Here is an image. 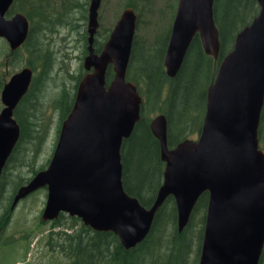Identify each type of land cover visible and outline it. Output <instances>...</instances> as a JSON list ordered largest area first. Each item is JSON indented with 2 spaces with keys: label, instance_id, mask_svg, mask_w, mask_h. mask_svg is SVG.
I'll list each match as a JSON object with an SVG mask.
<instances>
[{
  "label": "water",
  "instance_id": "1",
  "mask_svg": "<svg viewBox=\"0 0 264 264\" xmlns=\"http://www.w3.org/2000/svg\"><path fill=\"white\" fill-rule=\"evenodd\" d=\"M215 0H179L164 67L174 79L189 48L200 37L205 53L220 55ZM259 15L236 36L208 88L203 130L198 140L169 147L167 116L157 115L150 129L160 141L166 165L154 205L144 207L124 189L122 147L141 121L143 97L127 81L138 15L126 7L101 53L94 46L102 0H91L88 55L73 109L62 123L52 160L15 195L12 208L47 189L43 222L61 213L77 217L95 231L113 232L126 249L145 241L156 214L169 197L176 202L179 231L187 227L199 198L209 194L199 264H260L264 252V150L259 129L264 108V0ZM14 0H0V39L12 52L25 45L30 31L22 13L7 19ZM114 77L107 82L108 69ZM34 77L17 72L1 93L0 176L20 140L16 108Z\"/></svg>",
  "mask_w": 264,
  "mask_h": 264
},
{
  "label": "trees",
  "instance_id": "2",
  "mask_svg": "<svg viewBox=\"0 0 264 264\" xmlns=\"http://www.w3.org/2000/svg\"><path fill=\"white\" fill-rule=\"evenodd\" d=\"M25 1H29L26 3L29 7L27 11L23 4H17V8L18 0H15L10 15L20 12L28 16L31 24L29 37L25 45L16 52H12L7 47V62L10 67H14L23 59L24 67H31L35 76L30 91L16 109L15 118L20 124L21 136L0 176V208L6 210L0 222V247L3 244L1 232L9 223L8 218L11 213V209L7 208V203L11 201L8 197L14 198L16 192L34 175L45 170L51 160L39 169L31 166L44 144L49 126L44 117L40 118L36 112L37 104L42 101L39 95L43 92V83L49 78L53 63V53L45 41L43 43L41 40V33L44 35L47 30L54 29L63 18L61 15L55 17L54 11L49 10L50 0ZM134 1L129 0L126 6L138 12L139 25H141L143 22L141 13ZM214 4V16L221 40L218 59L205 53L200 37L196 36L182 69L176 78L171 79L164 67V60L172 24L167 28L159 25L158 28L155 27L154 31L157 32L150 40L143 38L137 30L138 33L133 41L127 81L137 85L144 101L141 121L134 128L130 139L123 142L122 179L125 191L130 196L136 197L144 207L150 208L154 205L159 188L164 182L166 168L161 158L160 141L150 129L153 119L151 115L157 113L167 116L170 148H175L183 141L198 138L203 130L208 88L213 85L221 62L234 48L238 33L252 23L260 12L257 0H215ZM65 12L66 10L63 11ZM174 13L176 14V11ZM86 35L88 36L87 33ZM109 37L107 36L105 40ZM104 44L105 41L100 42L96 38L94 46L97 53L102 51ZM21 53L24 55L22 58ZM83 53L87 55V48ZM1 67L3 66L0 65ZM2 75L3 72L0 73V89H3L5 83ZM81 76L75 79L76 82ZM113 77L114 72L110 67L107 82L110 83ZM76 89L77 86L72 93L62 90L55 100L54 108L61 111L58 136L63 120L73 109ZM262 112L259 137L261 148H264V108ZM25 167H31L33 176L28 179L20 177L13 182V174L18 175V172ZM5 196H8L7 201ZM165 202L156 214L147 238L134 249H126L113 232L95 231L84 225L81 219L71 218L64 213L52 223L47 244L52 252L62 254L70 264H199L209 204L208 192L199 198L183 232L179 231L174 198L169 197ZM261 259L260 264H264V253Z\"/></svg>",
  "mask_w": 264,
  "mask_h": 264
},
{
  "label": "rangeland",
  "instance_id": "3",
  "mask_svg": "<svg viewBox=\"0 0 264 264\" xmlns=\"http://www.w3.org/2000/svg\"><path fill=\"white\" fill-rule=\"evenodd\" d=\"M28 2L18 0L16 6L17 4H23L27 11L29 7L26 3ZM128 2L129 0H102L99 11L98 41L107 42L106 37L111 35ZM177 2L178 0H135L134 3L139 8L143 20L141 25H139L138 20L139 27H137V30L139 34L150 40V38H153V34L157 32L154 31V28H158V25L164 28H167L170 24L173 25L174 20L172 17L177 10ZM90 4L91 0H50L49 10L54 11L55 17L61 15L63 21L57 23L54 29L47 30L46 34L41 33V40H43V43L45 41V44L49 46L53 53V63L49 78L43 83V92L39 95L42 101L37 104V115L40 118L44 117L49 126L44 144L36 158H34V163L31 164L34 169L45 166L56 148L61 111L54 108L55 100L62 90L72 93L79 84V81L76 82L75 79L81 75L82 78L87 73L83 67L84 57L86 56L83 52L87 48L86 39L88 36L86 33L89 25ZM65 10L66 12L63 13ZM24 15L26 16V14ZM7 47L6 41L0 40V61H6L4 62V69L0 68V73L3 72L2 79L8 81L24 68L25 61L22 59L17 65L10 67L6 60ZM23 56V53H21V58ZM37 71H39V68H37ZM1 109L0 99V112ZM155 115L157 113L152 114L151 117L154 118ZM30 168H22L18 175L14 173L12 181L15 182L20 177L24 179L31 178L33 173ZM5 197V201L8 198L9 201L11 200L7 203V208L11 209V218L8 225L1 232L3 244L0 247V264H70L65 256L52 252L47 244L48 235L52 230V223L41 220L47 201V189L38 190L22 199L15 209H12L15 198ZM4 211L6 212V210L0 208V218Z\"/></svg>",
  "mask_w": 264,
  "mask_h": 264
},
{
  "label": "flooded vegetation",
  "instance_id": "4",
  "mask_svg": "<svg viewBox=\"0 0 264 264\" xmlns=\"http://www.w3.org/2000/svg\"><path fill=\"white\" fill-rule=\"evenodd\" d=\"M11 13H9L8 15H7V18H12V17H14V15H10ZM4 58H6V57H4ZM7 60V59H6ZM4 62H6V61H0V65H2L3 67H4ZM4 69V68H3ZM5 81V80H4ZM5 216V211H4V213L2 214V216H1V218H0V222H1V220H3V217ZM10 218H11V213H10V215H9V218H8V221L10 220ZM8 225V224H7ZM5 227H6V225H5ZM5 229V228H4ZM0 231H1V229H0Z\"/></svg>",
  "mask_w": 264,
  "mask_h": 264
}]
</instances>
